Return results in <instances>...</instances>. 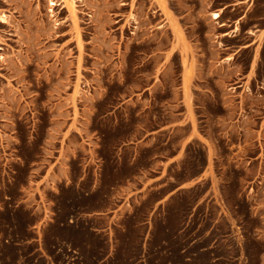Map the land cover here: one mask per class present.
I'll return each mask as SVG.
<instances>
[{"label": "rangeland", "instance_id": "rangeland-1", "mask_svg": "<svg viewBox=\"0 0 264 264\" xmlns=\"http://www.w3.org/2000/svg\"><path fill=\"white\" fill-rule=\"evenodd\" d=\"M248 1L0 0V264L258 263Z\"/></svg>", "mask_w": 264, "mask_h": 264}, {"label": "crops", "instance_id": "crops-1", "mask_svg": "<svg viewBox=\"0 0 264 264\" xmlns=\"http://www.w3.org/2000/svg\"><path fill=\"white\" fill-rule=\"evenodd\" d=\"M242 4H244V1H242ZM249 4H250V0L247 2L245 7L249 6ZM249 8L250 7H247V10ZM249 19H252V22H251L252 31L250 30L245 31L246 32L245 35L251 37V40H252L251 45L255 47L256 43L258 42V37L264 34V23H260L261 16L259 15L253 16L252 18H249ZM235 234L237 233L233 229H232V233H230L229 231L226 233V236L228 237V239H230L229 236L231 235V238L237 239L238 241L242 240L241 242L236 243L237 252L235 256L233 257V260H235L234 264H251L249 262L248 255H247L244 242H243V240L245 239L244 238L245 234L242 231L239 233L241 236L235 237ZM253 234H255L257 237L259 235V233L256 234L255 232H253ZM213 249L214 247H211V246H207V247L200 246L199 248H197L199 252L210 251V256L208 257V259L205 262L204 261L199 262V264H217L216 262L219 260V257L213 255L212 253ZM185 260H186V257L183 255L182 261L184 262ZM257 264H264V255H261Z\"/></svg>", "mask_w": 264, "mask_h": 264}, {"label": "bare ground", "instance_id": "bare-ground-1", "mask_svg": "<svg viewBox=\"0 0 264 264\" xmlns=\"http://www.w3.org/2000/svg\"><path fill=\"white\" fill-rule=\"evenodd\" d=\"M160 5H161V8L163 10V6H162V1H160ZM219 17V14L217 12H212V19H217ZM0 18L3 20L6 19V15L5 14H0Z\"/></svg>", "mask_w": 264, "mask_h": 264}]
</instances>
